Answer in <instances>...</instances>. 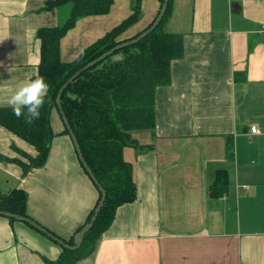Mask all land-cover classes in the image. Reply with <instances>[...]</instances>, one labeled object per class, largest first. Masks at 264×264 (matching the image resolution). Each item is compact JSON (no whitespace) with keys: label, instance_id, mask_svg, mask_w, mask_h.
Returning a JSON list of instances; mask_svg holds the SVG:
<instances>
[{"label":"crops","instance_id":"crops-1","mask_svg":"<svg viewBox=\"0 0 264 264\" xmlns=\"http://www.w3.org/2000/svg\"><path fill=\"white\" fill-rule=\"evenodd\" d=\"M48 1L0 0V107H11L15 89L36 79L38 29L67 16ZM158 9V0H141L139 18L119 39L143 31ZM131 10V0H113L108 13L78 19L59 41L61 60L76 59ZM163 24L181 34L184 53L170 64V82L156 89L153 131L132 132L143 149H124L136 199L116 209L94 252L72 264H264V0H171ZM51 123L54 150L51 144L45 164L28 171L22 164L36 149L0 125V193L24 190L29 218L69 239L98 190L57 110ZM218 170L228 176L224 198L210 196ZM61 249L0 215V264H56Z\"/></svg>","mask_w":264,"mask_h":264},{"label":"trees","instance_id":"trees-1","mask_svg":"<svg viewBox=\"0 0 264 264\" xmlns=\"http://www.w3.org/2000/svg\"><path fill=\"white\" fill-rule=\"evenodd\" d=\"M131 1L132 13L85 48L71 62L60 60L61 38L75 26L78 19L108 13L113 0L48 1L47 8L67 6L68 13L58 27H41L37 31L40 61L36 78H44L49 85L48 94L40 109V117L29 124L23 116H15L12 107H0V125L26 140L37 150L36 157L31 158L32 166H43L47 160L53 137L50 116L52 110L58 111L56 96L63 83L102 53L137 37L152 25L154 20L136 35L119 39L122 32L134 24L140 15L141 0ZM158 1L160 9L163 0ZM170 8L171 0L168 1L161 21L150 33L81 72L62 92V112L77 138L85 162L96 181L103 187L106 198L92 228L84 234L78 249L71 251L61 246V252L55 259L56 264H72L90 256L100 236L111 224L116 209L136 199L132 164L124 158V149L138 148V143L131 136L133 131H153L156 89L170 82V64L184 53L181 34L164 30L163 23L169 16ZM64 131L68 133L66 129ZM231 151L232 145L228 144L229 154ZM23 169L28 170L26 166ZM84 172L86 173L85 170ZM228 185L226 171L218 170L210 187V196L219 198L226 192ZM96 189L98 190L97 187ZM97 195L96 203L85 222L69 239H63L66 243L73 245L74 235L90 221L101 197L99 190ZM26 200L27 194L22 189L0 193V211L29 217L26 213ZM8 219L10 222L15 221L14 218Z\"/></svg>","mask_w":264,"mask_h":264},{"label":"water","instance_id":"water-1","mask_svg":"<svg viewBox=\"0 0 264 264\" xmlns=\"http://www.w3.org/2000/svg\"><path fill=\"white\" fill-rule=\"evenodd\" d=\"M168 1L169 0H163V3L161 5V8L159 9V12L157 14V16L155 17L152 25L147 28L145 31H143L141 34H139L137 37L135 38H132V39H128V41H125V42H121L119 44H117L116 46L112 47L111 49H109L108 51L102 53V55L98 56L96 59H94L93 61L87 63L85 66H83L81 69H79L78 71H76L75 73H73V75L65 82L63 83V86L59 89L58 93H57V96H56V105H57V108H58V111H59V114L62 118V121L64 123L63 126H65V129L68 131V134L71 138V141L73 143V146L76 150V153L78 155V158H79V161L83 167V169L86 171L88 177L91 179V181L93 182V184L98 188V190L100 191V194H101V197L96 205V207L94 208V213L90 219L89 222H87L86 224H84V226L74 235V244L73 245H70L68 243H66L63 239L57 237L56 235H54L52 232L48 231L46 228L42 227L41 225H38V223H36L34 220H32L31 218L29 217H25V216H21L19 214H16V213H11V212H6V211H0V215L2 216H5V217H8V218H14L15 220H18V221H22V222H25V223H28L29 225H31L32 227H34L35 229H37L38 231L46 234L50 239H52L53 241H55L57 244H59L60 246H62L63 248H66L68 250H71V251H74V250H77L78 247L80 246L81 244V241L83 239V236L86 232H88L92 226H93V222H95L97 216H98V213L100 211V208L102 207L104 201H105V198H106V193L103 189V187L100 185V183L98 181H96L97 179L95 178L92 170L88 167L87 163L85 162L84 160V157L82 155V152H81V149H80V146H79V143L77 141V138L75 137V134L64 114L63 109H62V106H61V95H62V92L63 90L66 88V86L81 73L83 72L84 70H86L87 68L93 66L95 63H97L98 61L106 58L107 56L115 53V51L123 48V47H126L131 44H134L136 43L137 41H139L140 39H142L144 36H146L148 33H150L156 26H157V23H159L165 13V11L167 10V5H168Z\"/></svg>","mask_w":264,"mask_h":264},{"label":"clouds","instance_id":"clouds-1","mask_svg":"<svg viewBox=\"0 0 264 264\" xmlns=\"http://www.w3.org/2000/svg\"><path fill=\"white\" fill-rule=\"evenodd\" d=\"M48 88V83L42 77L29 79L16 88L8 99V104L12 107L15 116H23L29 124L39 119Z\"/></svg>","mask_w":264,"mask_h":264},{"label":"rangeland","instance_id":"rangeland-1","mask_svg":"<svg viewBox=\"0 0 264 264\" xmlns=\"http://www.w3.org/2000/svg\"><path fill=\"white\" fill-rule=\"evenodd\" d=\"M66 8H68L67 6H65ZM60 60H61V57H60ZM62 61V60H61ZM62 62H64V61H62ZM50 123H51V116H50ZM51 125V128H52V132H53V137H52V140L50 141V146H51V144H52V151L54 150V147H55V145H56V140L54 139V137H56L57 135H56V132H58V131H56V130H54L53 129V124L51 123L50 124ZM139 131H145V132H150L148 129H143V130H139ZM136 135L138 134L137 132H134ZM134 133L132 134V137L133 138H137L135 135H134ZM54 141H55V144H54ZM136 141V140H135ZM137 142V141H136ZM138 143V142H137ZM54 144V145H53ZM138 148L136 149V148H134L135 149V151L136 152H139V151H141L143 148L138 144V146H137ZM37 151V150H36ZM134 151V152H135ZM36 155V154H35ZM36 157V156H35ZM32 158H34V157H32ZM33 164H34V162H33ZM23 166H26V168L27 169H30L31 167H32V159L30 158L29 159V164H22ZM28 171V170H27Z\"/></svg>","mask_w":264,"mask_h":264},{"label":"built area","instance_id":"built-area-1","mask_svg":"<svg viewBox=\"0 0 264 264\" xmlns=\"http://www.w3.org/2000/svg\"><path fill=\"white\" fill-rule=\"evenodd\" d=\"M255 131H256L255 126H251L250 127V133H255ZM235 186H236V188H238V187L247 188L248 187L247 185H238V184H236ZM222 196H223V198L225 197L224 194Z\"/></svg>","mask_w":264,"mask_h":264}]
</instances>
